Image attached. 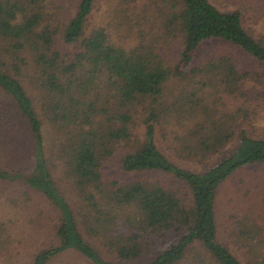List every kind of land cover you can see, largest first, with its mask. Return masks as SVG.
Returning <instances> with one entry per match:
<instances>
[{"label": "trees", "instance_id": "1", "mask_svg": "<svg viewBox=\"0 0 264 264\" xmlns=\"http://www.w3.org/2000/svg\"><path fill=\"white\" fill-rule=\"evenodd\" d=\"M77 1L75 15L63 23L52 0H0V92L13 102L32 138L29 169H0V183L21 186L53 214L47 219L49 241L31 263L74 254L89 264H241L217 240L214 204L218 188L233 173L264 165V137L245 130V120L258 109L250 111L248 104L264 99V24L248 30L240 10L222 11L209 0H163L155 16H144L150 28L140 31L154 29L158 35L124 48L112 43L104 28L86 34L95 0ZM57 36L75 50H59ZM168 41L170 51L176 45L171 60L160 50ZM209 43L241 54L253 68L243 70L225 54L195 65ZM22 68L30 73L29 89L20 79ZM188 76L211 88L209 98L218 96L220 102V93L237 98V119L196 93L165 108V83ZM172 114L176 121L194 123L179 139L187 159L200 164L217 155L211 165L203 162L200 172L172 164L154 143L153 124ZM137 115L146 117L147 131L119 158L121 171L169 174L184 184L186 194L150 178L121 183L104 175L120 145L131 143ZM4 120L0 117L1 141ZM236 133V147L225 154ZM11 154L7 160H14L16 153ZM9 233L0 222V254L14 250Z\"/></svg>", "mask_w": 264, "mask_h": 264}, {"label": "rangeland", "instance_id": "2", "mask_svg": "<svg viewBox=\"0 0 264 264\" xmlns=\"http://www.w3.org/2000/svg\"><path fill=\"white\" fill-rule=\"evenodd\" d=\"M222 11L240 10L246 19V28L251 30L254 25L256 30H261L264 24V0H209ZM50 5L53 11L57 12V20L68 22L77 11V0H52ZM163 6V0H95L91 13L86 19L85 32L89 33L92 29L104 28L110 34V41L124 48L134 47L141 42L149 43L158 35L156 30L147 31L145 15H156L157 9ZM250 25V26H249ZM141 35V36H140ZM59 50L74 51L73 46L63 44L62 39L57 36ZM162 43V42H161ZM169 41L162 44L160 50L162 57L172 59L176 45L173 44L169 50ZM163 47V48H162ZM226 47H220L218 43L206 44L196 56V64H201L204 58L211 54L229 55ZM168 56V57H167ZM232 56V55H229ZM235 61L242 63L243 70L253 68L244 56L234 52L232 56ZM22 67V66H21ZM28 71L22 68L20 79L28 89ZM12 75L16 73L12 72ZM19 78V76H18ZM199 78L192 76L170 78L162 90L161 103L165 108L176 103L181 97L188 93H196V97L203 98V102L214 104V106L228 114H235L237 111V98L222 93V100L218 96L216 99L209 98L211 92L209 86L197 84ZM249 83L246 89L250 88ZM264 87V86H263ZM261 88V87H260ZM214 101V102H213ZM249 102V101H248ZM247 102V103H248ZM210 106V105H209ZM250 111L258 107L256 116L250 112V118L245 120V130L250 137H264V99L261 102H250ZM173 108V107H170ZM173 108V112H174ZM228 110V111H227ZM139 114H143L141 109ZM175 114L171 118L162 117L154 125L153 137L158 150L166 158L179 168L189 171L200 172L202 166L211 165L217 155L198 163L195 158L187 159L182 150L180 137L184 135L185 128H192L193 122L176 121ZM0 117L4 118V136L2 141L8 143L6 146L0 140V169L27 170L30 166V156L32 152V138L27 133L26 126L16 113L13 102L0 92ZM137 115L138 122L131 128V143H122L116 153L107 161L103 168L104 175L127 183L145 177L158 181L166 187L179 189L181 195L186 194L182 188L184 184L174 179L169 174L151 173L146 175H127L122 172L119 166V158L123 153L132 151L140 144L147 131L144 118ZM237 119V113L235 115ZM244 121V120H243ZM1 138V137H0ZM238 143L237 133L231 143L225 148L224 153L232 151ZM15 152L14 160L10 161ZM11 154V155H10ZM24 194L21 186L14 184L0 183V222L7 224L10 235L13 237L14 250L11 254H0V264H32L31 256L46 245L49 241L47 235L50 228L49 217H52L50 208L36 197L29 198ZM215 217L217 224V240L228 248L231 254L238 259L241 264H264V165L256 164L240 169L225 180L217 190L215 197ZM37 249V250H36ZM101 254L111 259L107 250L101 249ZM48 264H89L84 259L72 254H62L54 258Z\"/></svg>", "mask_w": 264, "mask_h": 264}]
</instances>
